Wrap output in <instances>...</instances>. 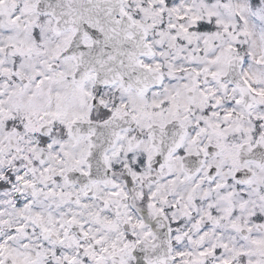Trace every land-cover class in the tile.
Listing matches in <instances>:
<instances>
[{
  "label": "snow or ice",
  "instance_id": "6c2138e0",
  "mask_svg": "<svg viewBox=\"0 0 264 264\" xmlns=\"http://www.w3.org/2000/svg\"><path fill=\"white\" fill-rule=\"evenodd\" d=\"M0 264H264V0H0Z\"/></svg>",
  "mask_w": 264,
  "mask_h": 264
}]
</instances>
